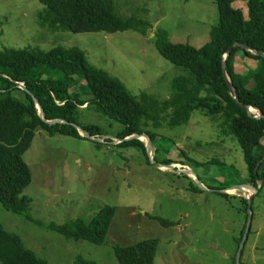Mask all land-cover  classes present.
<instances>
[{"label": "rangeland", "instance_id": "374dc122", "mask_svg": "<svg viewBox=\"0 0 264 264\" xmlns=\"http://www.w3.org/2000/svg\"><path fill=\"white\" fill-rule=\"evenodd\" d=\"M233 6L247 14V0H234ZM115 9L121 16L151 21L148 36L133 30L54 32L40 20L45 11L40 0H0V50L78 47L91 64L119 78L131 93L147 92L165 99L173 93L174 77L188 72L160 56L156 31H168L172 43L201 48L219 22L214 0H115ZM240 61L239 71L254 74L257 61L242 55ZM254 82L251 79L249 85ZM71 93L83 101L92 97L83 83L74 85ZM169 119V113L160 114L158 128L144 119L146 130L157 135L158 156L183 160L186 164L176 163L178 167H190L212 189L226 187L227 194L245 195L227 189L252 183L238 141L220 132L219 121L200 110L180 126L170 127ZM80 120L103 128L107 137L94 136L102 141L38 130L23 154L32 181L22 194L31 198L32 219L0 204V223L7 231L49 264H76L81 255L95 264H119L114 246L152 238L159 240L155 264H235L247 220L246 213L238 210L244 207L238 196L191 190L192 177L160 169L152 162L147 145L146 153L138 144H118L114 136L123 126L95 107L84 106ZM262 141L259 153L264 151ZM105 206L116 207V214L103 245L67 239L49 228L80 219L90 222ZM252 208L253 222L241 263L264 264V188ZM148 215L179 224L164 227Z\"/></svg>", "mask_w": 264, "mask_h": 264}, {"label": "trees", "instance_id": "16d2710c", "mask_svg": "<svg viewBox=\"0 0 264 264\" xmlns=\"http://www.w3.org/2000/svg\"><path fill=\"white\" fill-rule=\"evenodd\" d=\"M40 1L45 5L40 20L54 32L115 34L133 30L148 36L152 28L149 20L118 14L115 0ZM214 1L219 22L212 27L210 40L203 47L172 43L168 31L161 28L156 31L155 48L160 56L188 72V75L174 77L173 93L165 99H158L147 92L140 96L131 93L119 78L91 64L85 52L78 47L60 45L49 51L38 47L0 50V204L16 215L32 219L29 213L31 198L22 194L32 181V172L23 154L31 147L38 130L45 129L52 135L83 137L78 128L71 125L74 123L88 130L92 136L106 134L99 126L81 122L84 106L86 109L95 107L98 113L123 126L114 137L123 139L133 133L150 134L156 146L155 160L166 165L186 163L158 156L157 135L146 130L144 119H150L158 128L161 125L160 114L169 113V126L176 127L188 123L192 113L200 110L204 116L219 121L220 132L238 141L250 183L258 186L261 179L263 189L264 151L259 153L258 150L264 139V118L249 115L230 95L223 77L222 60L228 48L236 42L264 53V0H247V14L233 6L234 0ZM241 55L258 62L254 74L244 75L238 70ZM225 72L240 102L264 114V58L234 48L226 59ZM251 79L255 81L253 86L249 85ZM19 82L29 92L19 88ZM79 82L89 89L91 98L83 101L80 95L71 93V88L74 85L79 87ZM32 95L39 99L48 120L63 119L71 124L51 126L45 123ZM118 144H138L147 153L146 143L140 139ZM190 189L204 191L192 178ZM218 193L231 197L225 192ZM238 197L244 206L238 210L244 211L248 218V201L243 196ZM115 214L116 207L105 206L90 222L80 219L64 225L51 224L49 228L67 239L103 245ZM148 216L164 227L179 224ZM158 244L159 240L152 238L133 245H116L113 249L119 264H155ZM0 264L49 263L25 247L19 236L7 231L0 223ZM76 264L95 263L81 255Z\"/></svg>", "mask_w": 264, "mask_h": 264}, {"label": "water", "instance_id": "95a60500", "mask_svg": "<svg viewBox=\"0 0 264 264\" xmlns=\"http://www.w3.org/2000/svg\"><path fill=\"white\" fill-rule=\"evenodd\" d=\"M234 48H240V49H243L245 51H248L254 55H257V56H260V57H263L264 58V53L263 52H260V51H257V50H254L252 48H250L249 46H247L246 44H242V43H234L233 46L229 47L228 50L225 52V54L223 55V60H222V72H223V77H224V80L226 82V85L229 89V92H230V95L233 96L235 98V101L241 105V107L246 111L248 112L249 115H254L255 118L257 119H261V118H264V114L257 108H254V107H250V106H246L244 104H242L240 102V99L238 97V94H237V91L233 85V83H231L228 75H226V72H225V64H226V59L228 58V56L230 55L231 51L234 50ZM18 87L21 88L22 90L26 91V92H29V90H27V88L24 86V84L22 82H19L18 83ZM33 97V101L35 103V106H37L38 110H39V114L41 116V118L43 119V121L49 125H56V124H71L69 123L68 121L66 120H63V119H55V120H48V118L46 117V112H45V109L44 107L41 105L39 99L37 97H35L34 95H32ZM254 110L256 111V113H254ZM72 126H74L75 128H78L79 132L81 133V135H83L84 137H87V138H90V139H99V140H104V138H106L107 136L105 135L103 139H100V138H96L94 136H92L88 130H86L85 128H83L82 126L78 125V124H71ZM116 140H119V142L121 141H125V140H130V139H140V140H143L147 147H148V150H149V154L151 156V160L153 163H155L160 169H166V170H173V171H178L179 173H184V174H188L189 176H191L195 182L198 184V186L203 189V190H206V191H216V192H225V189H212V188H209L205 183H203V181L198 177V175L190 168V167H184V168H179L178 165L176 163H171V164H162L158 161L155 160V155H156V146L155 144L153 143L152 139H151V135L148 134V133H133L123 139H120V138H117L115 137ZM164 167V168H162ZM178 167V168H177ZM261 182V183H260ZM236 188L238 190H240L241 192L245 191V189H250V190H253V194H251V196H245V195H242L243 197L246 198V200L248 201V209H247V212H248V218H247V223H246V227H245V231H244V234H243V237H242V240L240 242V245H239V248H238V251H237V255H236V263L237 264H242L241 263V258H242V253H243V249H244V246H245V243H246V240L248 238V234H249V231H251V227H252V222H253V216H252V205H253V202H254V198L256 197V195L261 191L262 187H263V181L261 179H259V185L258 186H255V185H250V184H237V185H234V186H230V187H227V189L229 188Z\"/></svg>", "mask_w": 264, "mask_h": 264}, {"label": "bare ground", "instance_id": "6f19581e", "mask_svg": "<svg viewBox=\"0 0 264 264\" xmlns=\"http://www.w3.org/2000/svg\"><path fill=\"white\" fill-rule=\"evenodd\" d=\"M254 113H256V111L254 110ZM162 168H164V167H162ZM228 190H236V191H239L238 189H236V188H229ZM253 190H250V189H245V191H243V193L245 194V196H251V194H253Z\"/></svg>", "mask_w": 264, "mask_h": 264}, {"label": "crops", "instance_id": "0c3cea01", "mask_svg": "<svg viewBox=\"0 0 264 264\" xmlns=\"http://www.w3.org/2000/svg\"><path fill=\"white\" fill-rule=\"evenodd\" d=\"M241 194H243V192H242ZM258 194H259V193H258ZM258 194H257V195H258ZM230 195H236V196H239V194H236V193H234V194H230ZM257 195H256V196H257ZM241 196H242V195H241Z\"/></svg>", "mask_w": 264, "mask_h": 264}]
</instances>
